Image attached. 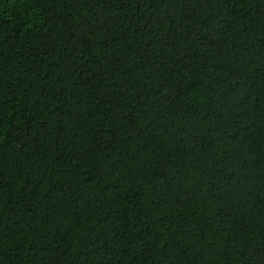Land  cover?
Returning a JSON list of instances; mask_svg holds the SVG:
<instances>
[{
	"label": "trees",
	"instance_id": "trees-1",
	"mask_svg": "<svg viewBox=\"0 0 264 264\" xmlns=\"http://www.w3.org/2000/svg\"><path fill=\"white\" fill-rule=\"evenodd\" d=\"M0 264H264V0H0Z\"/></svg>",
	"mask_w": 264,
	"mask_h": 264
}]
</instances>
